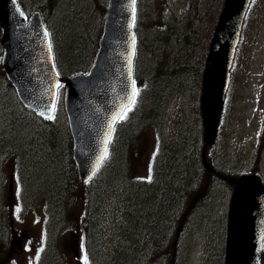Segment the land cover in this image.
<instances>
[{"label":"trees","instance_id":"obj_1","mask_svg":"<svg viewBox=\"0 0 264 264\" xmlns=\"http://www.w3.org/2000/svg\"><path fill=\"white\" fill-rule=\"evenodd\" d=\"M47 1L51 2V0H45V6L49 5ZM53 5L55 4L51 2L50 8H53ZM209 5L204 4L202 9L209 10ZM99 8H101L100 5L97 9ZM85 14V19L76 21L79 18L76 20L75 17L71 18L63 22V26L58 29L61 31V41L65 40L57 47L56 51L57 64L62 72L85 68L90 61L95 32L93 33L89 29L90 27L93 29L92 25L96 16L90 17L91 15H89L88 18L87 12ZM78 23L79 29L75 26ZM189 24L191 28V23L185 22L178 24L175 28L176 31L174 28H171L173 31L164 30V34L159 38L144 41L155 48L164 47V49L159 50L158 57L160 59L143 60L144 68L139 71H146L150 75L146 99L135 112L132 118L134 121L118 128L112 147L114 157L110 169L106 170L108 166L103 168L100 175L101 180L99 179L100 181H97L95 186L84 185L78 180L71 155L69 134L65 133L64 137L61 134L63 125H37L35 130H31L30 118L28 120L26 115L15 110L9 111L6 120V136L0 139V144L6 148L1 151L7 158L16 157L19 167L25 169L32 180L38 179L39 174L41 177L46 172V177L39 182L34 196L37 198V195H43L40 197L42 200L39 201L44 204L45 210L50 216H48V220L51 222L49 231L52 233L55 230L59 232V226L69 225L71 223L69 221H74L79 231H87L86 237L94 242L96 249L101 248L102 250L103 246L107 244L100 243V241L105 242L102 227H105L107 220L102 216L106 213L107 207L106 205L99 207L98 201L102 202L106 198L109 200L118 193L121 182L117 183V180L123 169L130 168V162L127 161L130 152L137 146L139 132L144 128L147 129L149 125H156V119L162 113L167 85L170 84L175 88L177 87L176 82L179 81L185 86L191 80L192 83L196 81L200 84L204 51L199 31L196 33L194 28H191L190 30L193 32L189 33L190 30H187ZM66 35L69 37L68 40L65 39ZM147 62H151L150 68H148ZM155 62H157L156 65H154ZM180 89L184 92L182 86ZM185 110L187 111V106ZM25 119L26 121H24ZM191 127H195V122L185 125L180 131H187L188 136L192 137L194 131L190 129ZM23 130L29 131L25 137ZM18 142L22 144L21 147H18ZM194 146H196L195 141ZM193 147H188L189 153L186 157L177 160L176 165L171 164L172 158L167 157V161H164L155 172L157 179L143 184L141 190L133 191L135 192L133 205H142L143 207L133 208V214H126L123 211L122 216L128 218L127 222L130 226L123 225L119 232L126 235L128 239L123 236L125 241H120L117 244L114 242L115 237L108 242L111 257L106 264H177L178 260L175 261V254L178 257V250L174 247L169 252L168 248L172 247L171 237L176 230L174 228L179 220V218L176 219L178 214L184 210L188 199L190 202L193 198L190 203L189 215L194 212V203L202 201L199 209L196 207L194 212L199 215L204 212L209 213L214 201V182H209L210 180L208 181L205 177L206 169L202 164L201 149L198 151L196 147V151H194ZM225 150L227 153V149ZM210 175L211 173H209ZM139 186L141 185H133L134 188ZM96 196L99 197L98 200ZM77 200L78 203L84 205L87 217L77 216L79 214V205L75 206ZM4 207L5 199L0 192V248L2 249L6 247L7 241L4 232L10 230L7 215L3 212ZM73 211L76 214V220L71 219ZM99 216L100 222L94 221ZM122 235L120 236L122 237ZM142 236L144 237L142 238ZM222 248L221 246L220 250ZM218 253L221 256V251ZM220 256L215 258V264H222Z\"/></svg>","mask_w":264,"mask_h":264},{"label":"water","instance_id":"obj_2","mask_svg":"<svg viewBox=\"0 0 264 264\" xmlns=\"http://www.w3.org/2000/svg\"><path fill=\"white\" fill-rule=\"evenodd\" d=\"M131 1L124 0L120 6V0H112L105 37L94 65L88 74L67 80L65 105L74 137V159L82 180H87L96 170L104 141L115 125L112 116L131 96L134 51ZM249 2L226 0L207 57L201 113L205 139L210 145L217 135ZM20 13L15 0H0L3 64L24 103L47 117L52 114L51 105L55 104L56 85L60 80L40 14L36 12L31 18H24ZM231 180L236 186L228 215L226 264H261L264 184L255 175Z\"/></svg>","mask_w":264,"mask_h":264},{"label":"rangeland","instance_id":"obj_3","mask_svg":"<svg viewBox=\"0 0 264 264\" xmlns=\"http://www.w3.org/2000/svg\"><path fill=\"white\" fill-rule=\"evenodd\" d=\"M24 1L28 3L29 0ZM35 1L37 3L42 2V0ZM47 2H49V5L51 4L50 1ZM147 2L151 7H157L161 10L163 17L167 20L173 15H181L188 8L187 0H147ZM82 4H84V0H56L55 9L49 20L52 30L55 31L56 26L61 28L60 25H57L62 22L60 17L63 18L68 15L80 17V13L82 12L80 7ZM31 5L28 3V6ZM49 5L48 10H50ZM253 5L254 7L249 22H247V30L241 46L240 55L234 69V81L229 94V103H227L226 113H224L223 124L220 130L219 148L215 153L210 154V160L208 161L214 164L213 166L219 171L227 174L238 172L236 169L241 167L255 168L261 171L264 178V0H254ZM152 12L155 15L154 8ZM150 19L155 20L154 16L150 17ZM212 20V17H209L201 25L200 37L204 43L207 42V39L210 42L213 35L214 25L212 24ZM65 39L68 40L69 37L66 35ZM148 49L149 46L145 43L143 45V51L146 52ZM157 49L162 51L164 47H158ZM146 64H148V67L151 66V62H147ZM2 72L0 71V74ZM138 83L144 86L145 80L140 78ZM190 83L187 86V90H185L187 91V95L183 99L185 104L189 101L187 111L180 105L181 92L171 87L170 84L167 85L165 93L169 94V103L165 114L162 113L157 120L160 129L150 128L143 133L140 146L134 149L129 157L130 168L127 171V177L129 178L125 176L123 169L117 183L139 182L142 179L151 177L152 165L155 164V159L157 158V146L160 138L163 140L162 152L157 158L156 163H160L164 158L170 157L172 158L171 164L176 165L177 160L187 156L189 153L188 147L194 146L193 138L201 137L199 123L196 125V112L191 107L192 103H190V100L194 99V93L197 91V88L192 83V80ZM10 98H14V93L7 84V80L0 75V138L6 136L7 126L4 124L6 112L4 110L9 111L12 107L8 106ZM182 111L184 115H182ZM191 121L195 122V127L191 128L194 131V135L189 137L188 133H186L187 131L182 132L180 129ZM29 125L32 127L31 130H35V126H37L31 120ZM23 131L24 137L25 135L27 136V132L29 131ZM61 134L64 137V126L61 128ZM17 145L18 147L22 146L20 142ZM195 147L194 151H196ZM225 149H227L228 154ZM1 156L2 154H0V158ZM0 162L2 170L4 171V187L5 194H7L14 170V160H8L7 158L0 160ZM209 173L206 170L205 177L208 181L210 180L209 182H214V213H212V220L214 214L218 217L221 215V212L224 213L226 210V193L230 190V187L220 180L215 181L216 176L214 174L209 176ZM45 177L46 172L36 180L41 182ZM32 190L33 187L31 185L24 189L22 199L26 200L27 194ZM20 193V188L14 180V202L11 203L10 201L9 206L11 208L17 240L19 238V243L21 244L23 242V246L12 255V260L14 264H36L37 256L43 245L45 214L42 206L30 207L25 209V211H21L20 205L15 200V195L18 197ZM121 198L122 194L120 198L117 197L116 199L110 200L108 202L109 212L102 216V218H106L107 223L105 227H102L104 236L101 235L107 244L103 246L104 248L102 250H98L94 254L97 264H106L109 260V258L107 259L109 252H105V248L108 246L110 240H113L117 236H119L117 240H124L120 236L117 221L115 220L118 214V200L120 201ZM192 199L190 202L188 199L186 207L176 218H179V220L177 226L175 224L176 228L174 229L176 230L171 237L172 247L169 246L168 249L169 252L174 247L178 250L179 258L177 264H184V254L187 251H189L187 264H209L211 252L216 257L215 252L218 250L217 243L221 241V225H215L210 220L204 221L202 215L194 214L196 207L199 209L202 201H199L197 204L194 203V212L192 215L191 213L189 215L188 212ZM17 208H19V212H17ZM77 242L78 237L76 231H67V234L61 242L65 253L68 255L67 264H83L84 253L82 250H78L77 256H75L73 251V245L75 243L77 244ZM100 243L103 245V241H100Z\"/></svg>","mask_w":264,"mask_h":264},{"label":"snow or ice","instance_id":"obj_4","mask_svg":"<svg viewBox=\"0 0 264 264\" xmlns=\"http://www.w3.org/2000/svg\"><path fill=\"white\" fill-rule=\"evenodd\" d=\"M133 4H135V0H133ZM21 15H23V12L20 13ZM135 22V17L133 16V23ZM49 49H51V43H49ZM133 55H134V51H133ZM129 63H131V61H129ZM61 87L60 85H57V88ZM139 95V89L135 87V81H132V91H131V96L126 98V103L123 104V106L120 108L119 111H117L113 116H112V121H113V125L117 122V121H122L127 119V115L128 112H130L132 110V108L135 106L136 104V98ZM51 111L52 113L55 112V104L51 105ZM42 116L45 115L44 112L40 113ZM48 119H55L54 114H50L47 116ZM114 130V128H113ZM111 131L107 134V137L104 141V151L101 154V156L99 157L96 167L99 168L103 162L107 159L109 153H108V148L107 145L111 143ZM94 174V173H93ZM148 179H151V177H148ZM17 212H19V208H17ZM261 240L264 241V235L261 236ZM83 264H89V260H88V256H87V252L84 253L83 255Z\"/></svg>","mask_w":264,"mask_h":264},{"label":"bare ground","instance_id":"obj_5","mask_svg":"<svg viewBox=\"0 0 264 264\" xmlns=\"http://www.w3.org/2000/svg\"><path fill=\"white\" fill-rule=\"evenodd\" d=\"M97 197V200H98V196H96ZM120 198L121 197V194L120 193H117L114 197H112V198H110L108 201H106L107 200V198L105 199V200H102V202H99L98 201V203H99V207H101V206H105V205H107L108 204V202L110 201V200H112V199H116V198ZM103 204V205H102ZM124 204H125V206L127 207V208H129L130 207V204H129V202H128V200H127V197L124 199ZM101 209V208H100ZM145 210V209H144ZM56 213V212H55ZM94 221H99L100 222V216L99 217H96V219L94 220ZM144 236H142V238H143ZM141 238V239H142ZM142 248V247H141ZM141 250V249H140Z\"/></svg>","mask_w":264,"mask_h":264}]
</instances>
